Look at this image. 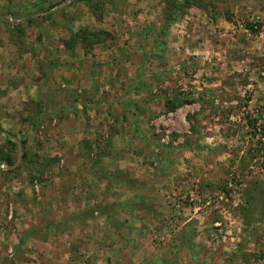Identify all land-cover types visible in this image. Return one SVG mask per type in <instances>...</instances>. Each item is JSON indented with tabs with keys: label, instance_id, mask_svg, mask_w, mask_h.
Here are the masks:
<instances>
[{
	"label": "rangeland",
	"instance_id": "obj_1",
	"mask_svg": "<svg viewBox=\"0 0 264 264\" xmlns=\"http://www.w3.org/2000/svg\"><path fill=\"white\" fill-rule=\"evenodd\" d=\"M181 1L0 0V150L18 144L0 162V264H264V0ZM76 27L107 34L84 53ZM71 51L100 79L62 98L134 132L25 122L21 84Z\"/></svg>",
	"mask_w": 264,
	"mask_h": 264
},
{
	"label": "crops",
	"instance_id": "obj_2",
	"mask_svg": "<svg viewBox=\"0 0 264 264\" xmlns=\"http://www.w3.org/2000/svg\"><path fill=\"white\" fill-rule=\"evenodd\" d=\"M67 55L68 58L65 57L64 58L65 61L61 60L63 61L62 66L59 65V61L55 58L53 59V61H51V63H49L52 69L51 67H49V69L51 70L50 71L49 69L47 70V75H49L50 72V76H48L47 79L43 77L41 73H39V75L37 76L38 80L34 84H28L26 80L21 84L22 87L21 93L23 92L24 97H22L20 94L21 99L19 101L22 100L27 101L29 99L28 103L30 104L28 105L27 109H25V111L21 113L23 118H25V122L30 123L31 118H35L34 122L36 123L40 119V115L42 117L49 115L50 117H52L54 122L55 121L58 122L57 125H60V128L63 125H66L65 131H63L62 129L60 131V128H56L55 135H57L60 132L62 138L65 137L66 139H76V140L91 141L94 139V137L97 134L101 135L105 132L103 130L104 126L109 127L111 129L108 130V132H105L106 133L105 137H107V139L109 138L113 142L114 140L123 139V137L126 136L125 132L131 129L132 127H133L132 131L134 132L136 125L135 117L133 118L134 122L132 121V125L127 124V126L125 127L126 122H124L122 118H120L118 122L117 119L107 118V116H105V112L104 111L101 112L102 109L97 111H93V109L88 110L87 109L88 105L83 106V103L80 102L74 103L71 101L70 98L68 101L62 98V95L64 93H68L71 89L78 87L77 91H79V88L87 87L85 84L99 83V79H100V78L97 79L96 76L86 75L85 70L83 69L86 66L85 63H88V65L91 66L93 64L92 59L95 57L93 58L89 57L88 59L87 54H83L79 52V54L77 53L76 55H73L72 51L67 53ZM87 69H89V67H87ZM91 69L92 68H90V70ZM35 73L37 72L35 71ZM43 78H44V82H42ZM56 85H59L60 88L55 89V87H57ZM89 89H91V86L89 87ZM14 90L20 91V87ZM11 94L12 92H10L8 95ZM84 107H86L85 113L87 114L86 116L88 118L85 119L84 116L78 118V115L82 112V109ZM29 108H31L32 110L31 109L29 110ZM126 110H131V109L127 107ZM61 115L63 117H61ZM122 129H125L123 130L124 133L121 131ZM10 139L13 140L14 138L12 137ZM15 143L16 146L18 147L17 142ZM74 153L83 157L82 155H85L84 154L85 150L81 149L77 144V149H75ZM101 165H102V161H101ZM87 187L88 185L85 184L84 187L81 186L80 190L83 191V188L86 190Z\"/></svg>",
	"mask_w": 264,
	"mask_h": 264
},
{
	"label": "trees",
	"instance_id": "obj_3",
	"mask_svg": "<svg viewBox=\"0 0 264 264\" xmlns=\"http://www.w3.org/2000/svg\"><path fill=\"white\" fill-rule=\"evenodd\" d=\"M191 0H182L181 1V3H182V5L183 6H189L191 3ZM170 3H173L174 5L173 6H175V5H177V2H170ZM251 28V27H250ZM95 32H98V33H101V34H107V32L106 31H103V30H98V31H93V30H87V28H82V27H76L73 31L71 30L70 31V40H69V42L70 41H72V42H75L76 40H78V42L80 43V45H81V48L82 49H84V53L86 52V49L88 50L89 49V46H90V43L92 42H95V43H97V41H95V39H92L91 40V37H94V36H97V33H95ZM89 35V41H88V43H87V41H86V37ZM65 44H67V41L65 42ZM83 44H85V47H83ZM87 44V45H86ZM67 46H69V45H67ZM167 103H169L170 104V107H167V108H170V109H172L173 107H174V104L175 103H173L172 101H166L165 102V106H167L168 104ZM172 104V105H171ZM34 121H35V118H33L32 120H31V123H34ZM259 134V136L260 137H263L264 138V128H262L261 130H260V133H258ZM9 138H12L10 135H7ZM16 141L13 139V140H11V139H6V141H5V145H6V147H7V150L6 151H2V150H0V162L1 163H3V164H5L6 166H10V165H12V163H13V158H12V156L10 155V150L11 149H14L15 148V146H16V143H15ZM21 144H23V141L22 140H20L19 141ZM22 156H24V153H22Z\"/></svg>",
	"mask_w": 264,
	"mask_h": 264
}]
</instances>
